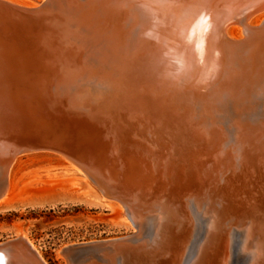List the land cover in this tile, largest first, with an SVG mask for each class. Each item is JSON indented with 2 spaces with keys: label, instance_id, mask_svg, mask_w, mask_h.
<instances>
[{
  "label": "water",
  "instance_id": "water-1",
  "mask_svg": "<svg viewBox=\"0 0 264 264\" xmlns=\"http://www.w3.org/2000/svg\"><path fill=\"white\" fill-rule=\"evenodd\" d=\"M179 1V4L170 6V11L166 10L173 14L176 12L177 16L197 11L206 15L216 4V0ZM35 3L34 6H26L0 0V150L7 159L34 152H50L62 157L80 169L90 187L99 194L124 203L125 210L128 203L143 213L142 238L152 237L153 214H156L152 211L163 203L161 187H166L162 157L167 155L173 160L172 164L178 161L174 163L173 171L185 168V171L192 172L191 176L203 174L205 168L200 166L205 164L202 160L212 147L208 146L207 140L216 143L221 136L212 128L208 118L199 120L194 117L193 106L184 112L180 110L184 105L153 94L154 84L169 74L168 69L165 70L166 61L169 62L172 54L178 51L176 43L166 44L172 33L177 35V28L156 22L155 26L148 25L138 38L133 39L132 34L129 43L126 40V46L136 45L132 50L135 60L131 61V68L123 70L136 80L144 77V81L153 84L136 98L147 105L144 116L129 115L124 111L125 105L121 104L124 99L120 94L117 96L118 99L122 97L119 102L100 106L94 102L92 93L85 91V87L91 86L105 67L100 60L99 49L92 53V47L109 41L108 46L99 52L112 57L114 53L110 50L116 49L117 44L103 36L97 40L92 39L94 35L85 38L71 20L60 18L73 14L69 8L59 3L56 5L53 0ZM137 13L140 19L145 15L152 16L151 10L143 9ZM137 49L142 50L140 56L137 55L138 60ZM128 54L125 55L127 58ZM193 74L196 75L195 71ZM190 83L189 79L180 86L187 89ZM180 86L177 84V89ZM174 132L180 133L182 140L179 139L173 151ZM205 132L202 138L196 137ZM235 169L233 175L242 174L241 169L236 166ZM243 170L246 174L250 172V178L245 177L247 182H243L247 184L245 190L237 192L234 187L230 193L223 191L221 196L203 198L198 209L190 210L191 217L186 215L179 222V229L188 233L182 264H190L194 260L207 231L211 235L212 248L219 234L228 239V264H248L255 244L264 247V176L255 179L251 170ZM67 195L65 193L66 198ZM172 223L167 222V226H172ZM172 232L173 228L170 234ZM246 232L250 233L247 242L250 249L244 248ZM19 244L16 235L0 242V264H34L25 259L34 253L31 247L27 244L23 249ZM104 245L111 247L109 243ZM104 245L79 248L77 256L72 259H81L87 254L84 252H95ZM131 246L138 247V244L132 243ZM133 247L124 248L122 256L135 255ZM211 253L213 256L214 250ZM260 253L262 256L257 261L264 264V250ZM172 254V251L168 252L164 260L170 259ZM95 255L100 258L101 253ZM116 260L120 261V255H116Z\"/></svg>",
  "mask_w": 264,
  "mask_h": 264
},
{
  "label": "bare ground",
  "instance_id": "bare-ground-1",
  "mask_svg": "<svg viewBox=\"0 0 264 264\" xmlns=\"http://www.w3.org/2000/svg\"><path fill=\"white\" fill-rule=\"evenodd\" d=\"M9 1L19 5L34 6L38 0ZM53 1L56 5L59 3L69 8L68 10L73 14L60 18L71 20L85 38L94 35L92 39L97 40L103 36L102 38H111L117 44L116 49L110 50L114 53L112 57L107 56L108 53L99 52L108 46L109 41H102L100 45L97 44L98 46L91 44L92 53H95L96 48L99 49L98 54H101L100 60L104 62L105 67L100 70V77H97L98 79L96 78L91 86H86L85 91L92 93L94 102L100 106L115 104L123 97L124 101L121 104L125 105L124 111L129 115L144 116L147 105L143 104L142 100L137 101L136 98L153 84L144 81V77L136 80L127 70H123L131 68L135 60L132 50L136 45L128 47L125 45L126 40L129 43L132 34L133 39L138 38L148 25L155 26L156 22L169 28L176 26L177 35L172 33L166 44L176 43L178 51L172 54L169 62L166 61L167 68L164 67L165 70L168 69L169 74L162 81L154 84L153 94L184 105V109H180L184 112L193 106L194 117L199 120L208 118L212 128L221 135L216 143L214 140H207L208 146H212V151H208L207 156L202 160L206 165L200 166L205 169L202 171L203 174H197L198 176L196 174L191 176L192 172L185 171V168L181 171H173L174 163L178 161L172 164L173 160L167 158V155L162 157L163 171H166L162 173L166 186L161 187L164 199L161 198L163 203L152 211L156 212L153 214L154 233L152 237L146 239L142 238L143 213L133 209L128 203H126L128 208L125 210L124 203L121 204L112 197L99 194L90 187L80 169L62 157L50 152H34L49 153L62 160L61 165L52 171L73 176L71 185L76 188L71 194L74 200L114 211L119 224L134 229L132 235L68 244L63 246L59 253L67 258L69 264H182L188 233L183 232L182 228L179 229L178 224L186 215L191 217L190 210L198 209L203 198H214L223 191L230 193L234 187L237 192L240 189L245 190L247 184L243 182H247L245 177L250 178V172L246 174L243 168L251 170L255 179L264 176V0H216V4L206 15L197 11L181 13L179 16L176 12L174 14L168 12L172 4L181 2L179 0ZM143 9L151 10L152 16L145 15L143 19L138 18L137 12ZM258 9L260 11H257ZM253 12L255 13L252 15ZM259 14L263 15L253 24L252 18ZM221 18L222 21L219 20ZM184 20L186 24L183 25ZM235 32L239 35H235ZM141 52L142 50L137 49L136 60ZM126 54L129 55L128 58ZM190 69L194 70L196 75ZM117 70L121 72L118 74ZM189 79L191 83L187 89L184 85L180 86ZM177 84L182 89L179 87L178 90ZM119 94L122 97L118 99ZM175 133L172 138L173 151L178 141L182 140L181 131ZM205 135L206 132L196 137L199 139ZM6 156L3 150H0V209L11 205L15 180L14 176L10 175L13 165L22 155L11 159H7ZM235 166L242 170V174L241 172L232 174L236 170ZM238 180H241V186ZM125 211L127 216L124 215ZM169 221L173 222L172 226H167ZM172 228L173 232L170 234ZM16 237L23 249L29 245L34 252L25 257L26 261L46 264L39 251L22 232H18ZM245 237L244 248L250 249L247 244L250 233L246 232ZM210 239L211 235L207 231L190 264H228L230 259L228 239H225L222 233L219 234V239L216 240L213 248ZM106 243L111 247L106 248L104 245ZM132 243L138 244V247L131 246ZM100 244L104 246L99 250L87 251L81 259H72L73 256H77L79 248ZM131 247L135 249V255L122 256L124 248L127 250ZM212 250H214L213 256ZM260 250L263 252V245L256 243L254 254L248 264H259L257 260L262 256ZM171 251L173 254L170 259L164 260ZM97 252L101 253L100 258L95 255ZM116 255H120L118 262ZM102 257L104 259H101ZM17 262L19 263V260Z\"/></svg>",
  "mask_w": 264,
  "mask_h": 264
},
{
  "label": "rangeland",
  "instance_id": "rangeland-1",
  "mask_svg": "<svg viewBox=\"0 0 264 264\" xmlns=\"http://www.w3.org/2000/svg\"><path fill=\"white\" fill-rule=\"evenodd\" d=\"M262 15L254 16L252 23ZM61 163L49 153L19 157L10 175L15 180L11 205L0 209V242L22 232L46 264H69L59 253L65 245L115 238L134 231L119 224L114 211L74 200L73 176L52 171ZM65 193L69 194L67 198Z\"/></svg>",
  "mask_w": 264,
  "mask_h": 264
}]
</instances>
